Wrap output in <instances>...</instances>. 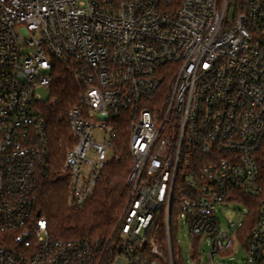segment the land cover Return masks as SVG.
<instances>
[{
    "label": "built area",
    "instance_id": "2783aa9c",
    "mask_svg": "<svg viewBox=\"0 0 264 264\" xmlns=\"http://www.w3.org/2000/svg\"><path fill=\"white\" fill-rule=\"evenodd\" d=\"M58 62L80 88L61 168L70 208L127 132L128 198L97 240L54 237L36 207L52 156L38 91ZM233 203L244 216L225 226ZM173 204L207 264L235 248L264 264V0H0V264H175Z\"/></svg>",
    "mask_w": 264,
    "mask_h": 264
},
{
    "label": "trees",
    "instance_id": "16d2710c",
    "mask_svg": "<svg viewBox=\"0 0 264 264\" xmlns=\"http://www.w3.org/2000/svg\"><path fill=\"white\" fill-rule=\"evenodd\" d=\"M80 88L77 85L68 65L58 62L53 69V82L50 86L49 98L42 105L43 117L47 123L51 145V167L44 179L37 197V211L49 223V229L54 237L62 239L86 238L97 240L109 236L118 217L126 204L129 188L127 184L131 171L132 158L127 147V132L125 126L119 133L118 151L121 158L111 161L105 169L94 196L82 210H74L67 203L68 183L61 171L65 154L73 146V137L68 126V112L78 104ZM251 201L247 195L242 196ZM256 202V203H255ZM254 202L250 220L245 227L248 234L257 224L259 218V202ZM172 206L171 237L173 252L179 253L177 245L178 216ZM158 237L165 236V221L157 225ZM193 259L201 264V246L194 244ZM226 255V254H225ZM175 264H188L182 251Z\"/></svg>",
    "mask_w": 264,
    "mask_h": 264
},
{
    "label": "rangeland",
    "instance_id": "374dc122",
    "mask_svg": "<svg viewBox=\"0 0 264 264\" xmlns=\"http://www.w3.org/2000/svg\"><path fill=\"white\" fill-rule=\"evenodd\" d=\"M39 94L41 95V100L46 102L49 98V93L44 88L40 89ZM245 207L239 203L231 204L230 208L224 210L223 214H220L222 223L227 226L232 222H236L240 217L244 216ZM177 245L179 251H182L188 264H193L190 260L192 239L190 237L189 228L186 225H182L181 222L177 224ZM201 249L205 250L206 253L203 254L204 258L201 264H207L208 252L210 249L209 244L201 245ZM217 262L219 264H249L248 255L245 249L235 248L231 255H221L217 257Z\"/></svg>",
    "mask_w": 264,
    "mask_h": 264
}]
</instances>
